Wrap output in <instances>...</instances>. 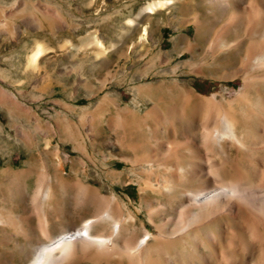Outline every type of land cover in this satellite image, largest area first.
Listing matches in <instances>:
<instances>
[{
    "label": "rangeland",
    "instance_id": "1",
    "mask_svg": "<svg viewBox=\"0 0 264 264\" xmlns=\"http://www.w3.org/2000/svg\"><path fill=\"white\" fill-rule=\"evenodd\" d=\"M156 1L164 2L0 0V264H28L33 246L46 241L36 231L41 209L55 235L93 215L112 195L126 219L114 242L140 237L143 224L155 234L148 210L167 199L141 189L143 166L127 158L156 143L182 151L177 142L183 130H200L199 122H186L190 105H181L179 94L214 106L241 101L238 109H246L236 71L242 58L219 39L233 37L221 29L242 10L239 33L245 34L250 0H229L226 8L211 0H170L146 9ZM179 87L188 90L178 93ZM176 104L180 118L171 122ZM173 128L178 139L171 147ZM165 133L169 139L163 140ZM232 146L229 158L242 159L241 169L256 177V154ZM155 172L149 173L152 183ZM40 187L49 190L47 198L35 195ZM230 213L229 220L219 219L228 233L241 219ZM108 225H96L95 233ZM96 256L65 264H116L115 256Z\"/></svg>",
    "mask_w": 264,
    "mask_h": 264
},
{
    "label": "bare ground",
    "instance_id": "2",
    "mask_svg": "<svg viewBox=\"0 0 264 264\" xmlns=\"http://www.w3.org/2000/svg\"><path fill=\"white\" fill-rule=\"evenodd\" d=\"M166 1L170 0L153 2L146 9H156ZM211 1L221 8L230 4L229 0ZM241 14L234 12L230 24L221 29L229 35L233 33V37L228 40L221 37L219 41H227L225 47L242 58L236 71L243 78L241 91L245 98L242 95L240 100L245 101L246 109L240 110L241 106L238 109L241 101H237L238 105L234 103L235 106L226 103L224 104L227 106H214L193 98L192 95L195 94H179L180 104L190 105L186 122H199L200 130L184 129L186 131L183 130L182 133L179 131L182 140L177 142L178 134L174 125V135L169 142L181 143L182 151L172 147L173 144L172 148L164 149L162 143H156L145 149L148 152L142 153L138 158H127L134 165L143 166L139 176L141 189L147 190L149 187L167 199L166 204L153 206L148 210V219L155 234L143 224L140 237L127 236L121 244L114 242L117 235L120 238L119 234L125 228L126 219L121 214V207L113 204L116 202L113 195L101 202L93 215L55 235L50 231L47 216L41 209L36 231L46 241H39L33 246L32 259L28 264H65L71 258L89 255H97L96 258L106 257V260L115 256L116 264H264V0H250L245 36L241 31L239 33L244 21V18H240ZM42 48L40 45V48L33 51L32 57L37 59ZM182 89L179 87L178 90L181 91L177 92L182 93ZM176 106L177 104L175 109ZM177 111L174 110L171 122L177 117L180 118ZM123 126L124 135L128 136L130 124L127 116ZM166 133L163 140L169 139V134ZM231 144L238 146L241 153L245 150L247 154H256V177L252 176L255 179H251L248 176L251 174H246L241 169L238 160L242 159H235L236 155L229 158ZM216 152V158L206 157L208 153L214 155ZM233 155L234 153L231 156ZM243 155L245 156V152ZM245 167L248 169L251 166ZM154 171L157 179L152 183L149 173ZM254 171H251L252 174ZM48 192L47 188L43 191L40 187L35 195H42L45 199ZM233 211H237V217L241 219L234 223V227L228 228V233L227 225L219 219L229 217L226 214H233ZM219 221L221 224L213 225ZM108 222L112 224L111 227L108 225L110 230L106 229L104 232L100 229L101 232L95 233L96 225ZM221 235H226V238H221ZM123 259L127 260L126 263Z\"/></svg>",
    "mask_w": 264,
    "mask_h": 264
}]
</instances>
